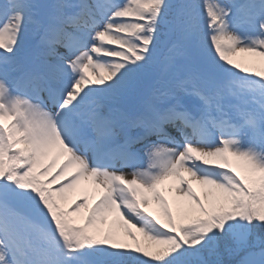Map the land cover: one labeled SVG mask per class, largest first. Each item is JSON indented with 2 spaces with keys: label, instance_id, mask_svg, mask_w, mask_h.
<instances>
[{
  "label": "snow or ice",
  "instance_id": "1",
  "mask_svg": "<svg viewBox=\"0 0 264 264\" xmlns=\"http://www.w3.org/2000/svg\"><path fill=\"white\" fill-rule=\"evenodd\" d=\"M0 264H264V0H0Z\"/></svg>",
  "mask_w": 264,
  "mask_h": 264
},
{
  "label": "rangeland",
  "instance_id": "2",
  "mask_svg": "<svg viewBox=\"0 0 264 264\" xmlns=\"http://www.w3.org/2000/svg\"><path fill=\"white\" fill-rule=\"evenodd\" d=\"M242 52H237L232 59L235 62L238 63H242V61L247 62V61H253L254 64L259 63L260 64V58L258 57H253L251 54L249 53H244L241 54ZM242 64H246V63H242ZM130 172V171H129ZM130 178V177H129ZM86 187V186H85ZM193 187L197 189V191L199 192V186L197 184H195V182L193 183ZM84 188V184L78 186L76 189L72 190L71 192L68 193V200H72L73 198L75 199L77 196H80L82 193V189ZM71 203V202H70ZM153 208H155V205L152 206ZM77 219L79 220V217H77ZM80 221V220H79ZM130 242V241H129Z\"/></svg>",
  "mask_w": 264,
  "mask_h": 264
},
{
  "label": "bare ground",
  "instance_id": "3",
  "mask_svg": "<svg viewBox=\"0 0 264 264\" xmlns=\"http://www.w3.org/2000/svg\"><path fill=\"white\" fill-rule=\"evenodd\" d=\"M59 51H61V52H64L65 51V49H63V48H60L59 49ZM241 54H243L244 55V52H242ZM245 56V55H244Z\"/></svg>",
  "mask_w": 264,
  "mask_h": 264
}]
</instances>
